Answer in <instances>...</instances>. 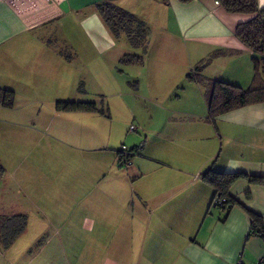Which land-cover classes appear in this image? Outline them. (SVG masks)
I'll use <instances>...</instances> for the list:
<instances>
[{
	"label": "crops",
	"instance_id": "obj_1",
	"mask_svg": "<svg viewBox=\"0 0 264 264\" xmlns=\"http://www.w3.org/2000/svg\"><path fill=\"white\" fill-rule=\"evenodd\" d=\"M256 1L258 8L264 7V0ZM106 3L131 13L138 22L141 16L145 21L157 18L164 26L165 41L189 42L191 70L211 57L201 71L206 80L243 89L251 83V52L235 36V29L253 16L228 13L214 0H0V87L13 91L14 104L18 98L26 108L15 110L28 124L11 126L31 130L29 134L14 131L8 138L14 134L17 141L26 139V144L17 145L33 148L31 202L47 225L39 229L38 242L60 253L38 263L256 264L264 255V235L251 232L250 214L264 218V184L240 177L228 189L230 203L216 208L211 207L215 190L203 174L210 168L264 178V103L226 112L213 124L207 120L204 87L203 112L177 104L186 98L171 88L177 87L183 75L187 79L189 72L185 76L176 65L164 66L162 73H170V78L180 75L165 92L157 87L160 66L145 69L144 62L131 64L126 66L141 68L142 75L136 76L132 86L138 96L146 98L151 114L146 122V147L128 174L114 169L117 149L90 148L110 152L112 157L90 163L66 162L49 145L36 148L42 142L35 131L48 128L51 119L39 124L41 112L34 105L64 102L59 100L62 89L75 88L79 82L84 85L86 80L72 66L77 52L71 42L59 47L53 41H78L100 53L112 51L117 43L97 11L98 5ZM138 6L145 8L144 15L129 11ZM144 83L152 85V90L142 93ZM14 104L8 109L13 111ZM52 110L66 116L70 129L79 135L85 127L91 136L100 124L98 118H109L108 110L98 106L90 112L57 111L55 106ZM29 151L24 150L20 163ZM1 162L0 156V181L4 175ZM1 212L2 220L21 215L26 221L23 213ZM11 229L12 225L0 228V245ZM25 231L26 222L12 243ZM9 260L11 264L31 263L12 256Z\"/></svg>",
	"mask_w": 264,
	"mask_h": 264
},
{
	"label": "rangeland",
	"instance_id": "obj_2",
	"mask_svg": "<svg viewBox=\"0 0 264 264\" xmlns=\"http://www.w3.org/2000/svg\"><path fill=\"white\" fill-rule=\"evenodd\" d=\"M129 11L141 16L144 15L145 8L138 6L131 8ZM140 19L145 22L140 21L139 23L142 24V28L147 33L146 55H143L140 48L132 49L128 45V40L125 36L119 40L114 38L117 46L112 51L104 53L97 52L90 46L83 45L78 41L58 40V38L53 41L59 47L71 42V47L77 52V61L72 66L77 67L75 68L78 75L81 74L82 77L86 78L84 85H80L79 82V85L75 88L62 89L61 95H63V98H59V100L94 102L98 107L108 110L109 118H98V123L100 124L96 132L95 130L92 132L93 137L87 133L85 127L79 135V133L70 129V122L66 116L52 112L55 104L40 103V105H34L41 112L37 121L39 124L45 125L51 119L48 128H44L40 133L35 131L36 137L40 138L39 141L42 142L36 148L40 149L43 145H49L53 147L57 158L66 159L64 160L66 162L70 159L77 162L86 160L91 163L93 159L97 160L102 157L104 160H111L112 157L110 152L92 151L90 148L109 147L112 150L117 149L119 151L122 145L132 148L130 144L138 142L136 147L138 146L140 150L138 155L132 158L134 165L136 158L144 150L148 141L146 122L150 119L151 107L147 103L146 98L138 96L136 94L137 89H133L134 82L137 81L136 76L142 75L140 66H121L118 60L124 53H130L139 57L142 56L143 62L146 63L145 69L152 65L160 66V83H158L157 87H161L160 90L168 92V88L172 86L169 83L177 79L175 77L179 71H184L185 76L188 72H191L188 48H192L190 43L185 40H178L177 45H175V42L165 41L164 37L161 36V33L165 31L164 26L158 23L157 18H155L156 20L151 18L145 21L147 19H142L141 16ZM82 49H84V53ZM175 65L178 68V73L173 78H170L172 75L168 72L162 73L165 70L164 66ZM72 69L73 71L75 70L74 68ZM118 73L122 77L119 78ZM114 79H120L121 82L117 83ZM143 80L145 79L143 78ZM176 83L177 87H173L171 90L178 94L182 93L183 97L186 98L177 103L180 107L197 108L200 112L206 109L202 98L201 90L204 91L202 86L198 87L192 81L184 79V75ZM140 89L143 93L149 89L152 90V85L151 87L146 84L141 85ZM22 106L24 105L18 98L14 104L13 111L0 106V115H2L0 120V146L2 147L0 156L4 168V175L0 181V212H11L12 215L23 213L26 215V231L12 245L5 246V241L0 245V264H11L10 256L16 258V260L22 258L28 262L31 261L30 264H39L38 262L40 261L53 259L55 252L57 256L60 255L59 251L57 249L53 250L52 246L38 242L40 239L38 237H41L39 229L47 225H45L46 219L38 213L36 206L31 202L33 172L31 153L33 148L31 144L29 149L26 148L27 145L24 147L17 145L26 144V139L17 141L14 134H11V137L8 138L9 133H14V131L26 134L31 132V130L27 132L28 130L26 131L23 126H11L10 124L16 122L22 123L24 126L26 123L28 124L29 120L25 116H20L15 110L21 109ZM158 106L165 107L166 105L160 104ZM22 108V110H26V108ZM53 133H57L60 137H53ZM23 149L26 152L30 151L20 163V160L23 159ZM131 168L121 169L117 165L116 159L114 169H119L124 174H128Z\"/></svg>",
	"mask_w": 264,
	"mask_h": 264
},
{
	"label": "trees",
	"instance_id": "obj_3",
	"mask_svg": "<svg viewBox=\"0 0 264 264\" xmlns=\"http://www.w3.org/2000/svg\"><path fill=\"white\" fill-rule=\"evenodd\" d=\"M188 3L192 0H178ZM218 2L226 12L234 14L252 15L253 18L245 23L239 24L235 29V36L251 52V64L253 75L251 83L247 89L238 85L222 82L208 81L201 76V71L208 65L209 59L196 63L191 72L187 75L189 81H195L205 88V98L207 103V120L214 124L215 119L232 110L246 107L253 104L264 103V7L258 8L256 0H214ZM97 11L102 17L105 25L115 39L122 35L126 37L131 47L140 48L143 55L147 52V33L142 24L129 12L106 3L97 6ZM142 56L132 54L124 55L119 64L141 65ZM14 104V93L11 90L0 87V106L11 108ZM57 111H95L97 105L94 102H74L64 101L55 105ZM132 148H136L132 147ZM118 153V152H117ZM0 172L2 169L0 168ZM240 177H247L249 182L264 184V178L251 177L242 174H223L208 169L203 174V179L215 190V196L225 199L224 208L230 203L227 196L231 184ZM212 198V200H213ZM212 202V201H211ZM251 232L255 235H264V218L250 214ZM24 216L17 215L9 219H0V228L4 225H12L9 233H5V246L12 243L14 238L22 232L25 226Z\"/></svg>",
	"mask_w": 264,
	"mask_h": 264
},
{
	"label": "built area",
	"instance_id": "obj_4",
	"mask_svg": "<svg viewBox=\"0 0 264 264\" xmlns=\"http://www.w3.org/2000/svg\"><path fill=\"white\" fill-rule=\"evenodd\" d=\"M217 5L218 2H215ZM139 147L136 148H127L125 145H122L120 150L118 151V157H117V165L119 167L124 169H129L132 167V158L138 155ZM225 199L220 198L219 196H215L211 202V206L216 208H222L224 206ZM236 264H240L239 262ZM256 264H264V255H262Z\"/></svg>",
	"mask_w": 264,
	"mask_h": 264
}]
</instances>
